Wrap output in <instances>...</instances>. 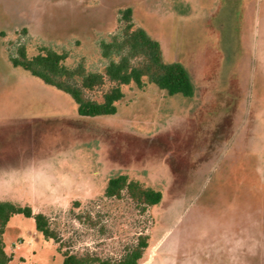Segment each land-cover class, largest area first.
<instances>
[{
	"label": "rangeland",
	"instance_id": "obj_1",
	"mask_svg": "<svg viewBox=\"0 0 264 264\" xmlns=\"http://www.w3.org/2000/svg\"><path fill=\"white\" fill-rule=\"evenodd\" d=\"M181 62L195 91L122 84L110 115L81 116L71 96L9 61L23 42L104 70L99 41L118 10ZM113 83L86 91L94 100ZM126 174L162 193L141 211L107 179ZM0 200L13 214L8 264H63L61 252L119 259L147 235L139 264H264V0H0ZM60 248V251L58 250Z\"/></svg>",
	"mask_w": 264,
	"mask_h": 264
},
{
	"label": "trees",
	"instance_id": "obj_2",
	"mask_svg": "<svg viewBox=\"0 0 264 264\" xmlns=\"http://www.w3.org/2000/svg\"><path fill=\"white\" fill-rule=\"evenodd\" d=\"M118 23L117 30L108 39H102L98 43L100 54L106 60L102 72L86 70L81 63L68 66L64 63L67 53L57 52L51 47H40L36 54L28 56L23 42L16 43L10 50L9 61L13 66L29 71L44 83L68 93L81 116L116 113L115 102L124 95L121 85L133 82L142 87L144 78L165 90L168 95L179 93L185 97L193 96L195 87L186 67L181 62L164 59L160 42L142 26L135 24L131 7L118 10ZM106 81L113 85L103 92L101 101L91 99L85 94L86 91L102 86ZM123 191L138 204L141 211L159 203L162 198L161 191L143 186L138 181L129 179L126 174L118 173L107 179L104 196L119 198ZM15 213L33 216L36 230L44 237L57 241V235L44 213H33L28 205L0 200V264H8L11 259L5 251L3 234L9 218ZM147 238V235H139L136 243L128 247L117 260L61 252L63 264H139L143 251L148 246Z\"/></svg>",
	"mask_w": 264,
	"mask_h": 264
}]
</instances>
